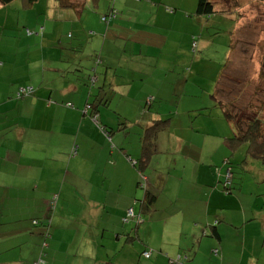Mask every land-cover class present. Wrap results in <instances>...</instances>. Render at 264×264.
<instances>
[{"label": "crops", "instance_id": "crops-1", "mask_svg": "<svg viewBox=\"0 0 264 264\" xmlns=\"http://www.w3.org/2000/svg\"><path fill=\"white\" fill-rule=\"evenodd\" d=\"M106 2L86 0L80 12L61 7L57 0L0 3V17L4 12H16L19 19L24 16L25 23L36 30L33 33L29 29L31 33L26 31L27 35L19 33L22 38L11 33L5 43L7 24L0 20V150L18 160L12 166L14 183L1 186L13 191H6V195L0 192V231H17L14 237L21 235L20 231L32 235L43 232L42 236L44 231H81L85 249H100L107 239L113 255L120 242L134 244L133 232L145 247L143 253L148 252V245H154L148 240L152 237L149 231H177L197 243L204 235L216 238L212 252L220 256L221 263L235 258L240 249L234 247H240L252 258L250 264H264V223L244 217L243 206L242 222L234 226L229 222L235 218L227 205L232 204L229 198L236 193L223 192L218 183L225 181L230 167L227 146L232 147L233 124L219 102L211 99V88L191 89L192 103L187 106L195 107L187 111V123L177 121L172 126V120L165 118L166 123L152 137L150 159H143L148 157L144 151L147 129L162 119H156L163 113L157 112L158 107L164 103L168 107L165 113L171 112L173 106L180 107V101L171 93L174 76L163 73L161 61L169 65L172 60L175 68L179 60L187 76L209 79L211 62L202 60L200 53L197 59L191 58L189 65L187 52L190 41L202 37V22L207 21L211 27V19L196 14L198 0H114L108 1L110 6L105 10L102 5ZM40 4L43 6L36 16L28 13ZM9 5L25 12L11 10ZM111 6L117 16L122 10L130 16V22L134 19L128 24L138 21L133 14L141 18L144 31L130 32L126 28L127 35H135L137 40L126 38L123 42L110 36L122 30L115 25L117 16L108 22L101 19ZM91 9L101 13L103 28L83 32L90 26L82 23V17ZM41 14L46 20L42 21ZM94 18L98 20L97 15ZM70 29L76 33L68 37ZM121 35L125 36L124 30ZM22 43L28 45V52L19 51ZM146 43L163 53L149 57L142 51ZM128 45L130 53L113 52L116 48L125 51ZM105 48L109 50L106 54ZM81 50L87 59L80 57ZM132 56L138 57L139 67L131 62ZM150 59H155L151 65ZM95 60L96 66L103 67L93 69L91 83L100 85V91L92 108L85 109L84 94L76 97L80 89L71 79L77 76L70 73L76 67L90 72ZM23 86H32L33 92L15 96ZM93 88L90 92L95 91ZM163 92L169 93V99ZM120 119L125 121L123 126H118ZM168 127L171 131L167 138L171 141L166 143L164 130ZM179 128L186 129V137L178 135ZM160 137L162 143L158 144ZM8 167L0 162V173ZM25 191L24 214L10 220L5 199L13 194L19 199ZM129 210L132 214L127 217ZM224 235L233 239L224 242ZM45 236L43 247L48 246L46 239L50 238ZM52 244L51 241L49 245ZM174 245L184 252L186 264L193 247L187 248L188 241L182 246Z\"/></svg>", "mask_w": 264, "mask_h": 264}, {"label": "rangeland", "instance_id": "rangeland-1", "mask_svg": "<svg viewBox=\"0 0 264 264\" xmlns=\"http://www.w3.org/2000/svg\"><path fill=\"white\" fill-rule=\"evenodd\" d=\"M102 1H107L105 6L102 5V8L105 7V10H107L109 5L108 0ZM224 1L225 0H223V2ZM239 1L241 3V7L238 12L239 17L231 10L225 12L218 11L211 17L203 16L206 19H211V27L207 21H203L202 37L199 38L198 36L195 38V41H190L189 43L190 48H188L189 51L187 54L190 56V61H188V64H191V58L193 56L195 60L200 53H202V60L205 62L206 60L211 62L212 68L210 69L211 74H208L210 76L209 79H205L200 75H195L193 77L187 76V71L182 70L179 67V60V62L177 61L174 63L175 68L171 65L173 62L172 60H169V65L167 61L164 62L160 60L164 70L163 73L165 72V74L168 73L169 75L174 76V84L173 88H171V93L177 100L180 101V107L175 109L173 106V108H171V112L165 113L168 110V107L165 106L164 103H161L158 107L159 111L157 112L163 113L158 115L156 119L170 118L172 120V126L177 121H181L183 124L187 123V120L189 119V113L187 111L195 107L194 105H191V107L187 106V104L192 103L191 89H195V87L197 89L199 86H205L211 88V92L208 93L211 95L213 94L214 97L212 96L211 99L214 101L220 100L224 104H231L232 112L236 118L239 116V121L240 117H242L241 119L243 122V119L245 120L247 115L253 116V114L255 115V112L257 113V116L264 120V0ZM42 6L43 4H40L35 9L28 11V13L34 17L37 15L38 9ZM8 8L14 11L20 10L21 12H25L24 10L16 7L13 9L10 5ZM91 10L92 11H87L82 17V23H86L90 26L83 29V32L84 30L88 31L89 28L90 30L88 32L90 33L94 32L96 29L103 28V26L100 27V23H102L100 21L101 13L98 12L97 14L93 11V9ZM96 15L98 20L94 18ZM125 15L126 12L124 13L122 10L118 13L114 22L116 27L122 30H118V33H114L110 36L116 38L117 41H125L126 38L137 40L135 39V35L128 36L127 30L130 32H136L138 30L144 31L141 18L138 17V15L133 14L132 16H135L138 21L136 23L128 24L134 21V19L130 22V16ZM40 18L43 21L46 20L47 17L45 18L44 14H41ZM238 18L240 21H237ZM0 20H4L7 24L6 30L8 31H5L3 35L5 43L6 38L10 37L11 33L19 36V33L27 35V29L33 30V33L36 31L25 23L26 19L24 16L19 19L16 12H4L0 17ZM17 21L21 23L16 25ZM8 28L11 29L12 32ZM196 29H198V26ZM123 30L125 31V36L121 35ZM68 32H70L68 33V37L76 33L71 29L68 30ZM199 34L200 33L198 32L197 35ZM198 43L199 45H197ZM127 47L128 48L125 51L121 48H116L113 52L118 53V55L122 54V52H132L131 49L129 50L130 46L128 45ZM146 47H149V50H146ZM84 50L87 51L88 49L84 47ZM164 50L167 51L166 48H164ZM19 51L22 53L28 52V45L22 43L19 45ZM142 51L148 52L149 57L153 55L158 56L160 53H163V51L156 50L152 43H146L143 45ZM103 52L106 54L109 50L105 48ZM133 52L138 53V50H134ZM100 53L101 48L98 49V56ZM137 56H132L133 60L131 62L135 63L136 66L139 67L141 64L137 62L139 61ZM80 57L87 59L83 57L82 50L80 51ZM154 61L155 59H150L148 64L151 65ZM96 62L97 60H95L90 72H88L87 69L83 70L76 67L70 73L72 74L75 72V75L77 76L71 77V79H75L80 89V91L76 94V97H79L81 93L84 94V99H86L87 103H93L100 91V85H96L95 82L94 84L91 83V77L94 74L93 69L95 67H99V69L103 67L101 65L96 66ZM216 67L219 68L216 69ZM98 72H100V70ZM216 73L217 75L215 76ZM201 81H203V83L200 85ZM216 82V89L214 91L213 87ZM86 85H88V87ZM93 86L95 91L90 92L91 87ZM16 92L15 96H17ZM74 93H72L71 96H73ZM163 95L165 98H168L169 93L163 92ZM24 96L25 95H23V97ZM169 104H172V102L170 101ZM113 108L114 107H111L110 109L115 111ZM145 108L147 111L150 110L148 105H146ZM123 122L125 121L120 119L118 126H123ZM169 131H171L169 127L164 130L166 143L171 141L167 138ZM176 131L179 136L186 137V135L183 134V132H186V129L179 128ZM262 131L264 132V126H262ZM157 143H162L161 137L158 139ZM227 147L229 149L228 166L231 168L230 171L227 169L226 175H228L229 171L231 177L228 176L229 182H220L218 184L223 192L232 193L235 191L236 193V196L233 194L231 195V198H229L232 200V204L227 205V207H230L232 218H235L233 223L231 221L229 222L232 226L239 225V223L242 222L243 206L245 209L244 217L255 218L256 222H259L260 224L264 223V160L260 157L257 158V155L252 154L254 149L251 148V150L248 147L247 142L232 141V147ZM0 162L10 166L6 168L4 172L0 173V192L4 191V195H6L7 193H11L13 189L8 190L7 188H3L1 186L8 185L10 182L11 184L14 183V180H12V166L17 163L18 160L7 156V151L4 152L0 150ZM176 180L177 178L174 179L173 182ZM225 184H227V188ZM239 186L242 188L240 189ZM26 191L21 193L19 199L15 194L9 195L7 196L8 198L5 199L6 212L10 214V220L19 217V214H24ZM240 201L242 202V205ZM221 216L222 215L218 217L221 219ZM10 220H7L6 222H11ZM222 222L226 223L228 221L226 220ZM215 223L216 222L212 221L211 224L214 225ZM237 229H241V227ZM16 232L17 231L7 230L0 231V264H104L107 263L108 260L115 264H174L171 260H178L179 262H182L187 258H184V252L179 251V249L177 250L178 247L174 244L176 243L177 245L180 244V246H182V242L185 244L187 241V248L192 246L193 250L191 253H188L191 259H189L186 264H250V261L252 260L251 257L247 256V251H242L240 247H234L235 249H240V252L237 253V255L234 253L236 257L234 258L233 256L228 261L224 260L223 263H221L220 256H216L212 252L214 248L212 247V243L217 242L216 238H212L210 236L206 237L204 235V237H201L197 243L194 242L190 236L186 238L182 237L181 234H176L177 231H169V234H167L166 231H149V233H152V237L148 240H151L152 244L155 245L147 246L149 249L148 252H150L151 256L149 258H145L141 253L145 247L139 239L134 237V232L132 234V239L136 240L133 241L134 244H131V242H128L127 244L126 242H120V245L115 250L114 255L108 248L107 239H104L106 244L103 247H100V249L96 250L93 248L92 250V248L87 249L88 247L85 249L86 246L81 242L83 240L81 231H44V236H42L43 232L35 231V234L32 235L29 231H20L21 235L14 237ZM163 232H165L164 235H162ZM221 232L222 234H225L226 231ZM46 234H48L50 238L46 239L48 246L43 247V239L46 237ZM52 235H54V240H52ZM231 239L233 238L224 235V242H228ZM51 241L53 244L50 246L49 244ZM161 242H164L165 244L163 243L160 245ZM166 243H168V245H166ZM161 247L162 249H160ZM86 250H88V252L84 253ZM179 254L182 256L181 258ZM127 261L128 263H126Z\"/></svg>", "mask_w": 264, "mask_h": 264}, {"label": "trees", "instance_id": "trees-1", "mask_svg": "<svg viewBox=\"0 0 264 264\" xmlns=\"http://www.w3.org/2000/svg\"><path fill=\"white\" fill-rule=\"evenodd\" d=\"M14 0H0L1 4H9ZM35 0H27L28 3H32ZM61 7H69L75 10L76 12H80L84 7H85V1L86 0H57ZM110 3H112L114 0H108ZM225 5V6H224ZM241 7V3L239 0H198L197 2V9H196V14L197 15H203V16H209L211 14L217 13L218 11L225 12V11H233L238 17H239V9ZM102 16L101 19L104 22H108L111 20V18H115L117 16V10L111 6V8L108 9ZM237 21H240L238 18ZM18 92V90H17ZM16 92V94H17ZM33 92V91H32ZM31 92V93H32ZM30 93V94H31ZM20 97V96H18ZM219 105L224 109V114L225 116L232 122L234 126L233 128V135L231 136V141H244L248 143V147L251 149L253 148L254 151L252 154L257 155V158L260 157L262 160H264V132L262 131V126H264V120L257 116L256 112L255 115L249 116L243 119L242 122V117L239 116L236 118L234 113L232 112V106L231 104H224L222 101L218 100ZM233 104V103H232ZM89 106V107H87ZM90 109L92 108V103H87L85 109ZM167 119H159L153 122V124L147 129V133L145 135L146 137V143L144 144V151L147 156H144V160H149L150 159V154L152 152L153 147V136L157 132V130L160 128L161 125L166 123ZM124 125V123H123ZM235 131V132H234ZM147 145V147H146ZM232 146V145H231ZM248 148V149H249ZM252 150V149H251ZM148 162V161H147ZM229 167V171H230ZM228 171V173H229ZM231 177V175H230ZM227 178L225 179L224 182H226ZM227 185V184H226ZM225 185V186H226ZM227 188V186H226ZM149 199H151L149 197ZM150 201V200H149ZM146 252V251H145ZM218 252V251H216ZM144 256V252L142 253ZM150 256V255H149ZM148 256V257H149ZM145 257V256H144ZM145 257V258H148ZM182 256H180L181 258ZM174 264H185L184 261L179 262L178 260L174 261L172 260ZM98 264V263H96ZM104 264H115L112 263L110 260L107 261V263Z\"/></svg>", "mask_w": 264, "mask_h": 264}, {"label": "built area", "instance_id": "built-area-1", "mask_svg": "<svg viewBox=\"0 0 264 264\" xmlns=\"http://www.w3.org/2000/svg\"><path fill=\"white\" fill-rule=\"evenodd\" d=\"M26 31L28 33H31V31L29 29H27ZM0 65H1V62H0ZM32 91H33V87L32 86H26V87H23V88H19L18 92H17V96H23V95H26V94H30ZM70 105H71V103L67 104V106H70ZM87 107H89V106H87ZM74 148L76 149V146ZM75 149L73 151H75ZM228 176H230V173H228V175H226V178H227L226 183L229 182L228 181V179H229ZM131 214H132V212H131V210H129L128 213H127V217H129ZM149 255H150V253L144 252V256L145 257H148Z\"/></svg>", "mask_w": 264, "mask_h": 264}]
</instances>
